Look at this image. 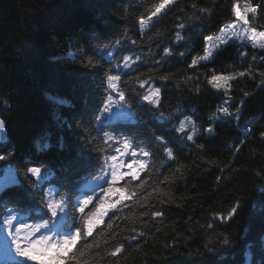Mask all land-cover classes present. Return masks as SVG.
Masks as SVG:
<instances>
[{
    "label": "trees",
    "instance_id": "1",
    "mask_svg": "<svg viewBox=\"0 0 264 264\" xmlns=\"http://www.w3.org/2000/svg\"><path fill=\"white\" fill-rule=\"evenodd\" d=\"M252 2L260 5L253 25L264 30V0ZM151 3L152 0H144L143 5L138 0H0V95L12 105L7 109L0 106V119L7 124L4 146L16 153L12 161L0 162V170L5 163L14 164L23 179L25 166L44 165L52 174L50 186L70 193L75 202L98 172L88 166H69L82 149L87 151L85 137L91 133L99 139L104 132L144 137L146 126L163 135L176 155V160H165L162 151L150 145L156 165L153 180L169 179L168 184L159 186L174 197V202L160 205L155 193L140 202L149 206L155 203L164 210L163 218L141 216L146 208L140 204L124 208L121 221H117L120 228L114 230L119 235L103 246L125 243L127 254L117 264H246L249 257L251 264H264V77L259 75L264 72V50L232 42L212 60L189 68L193 57L204 54V38L218 34L234 19L233 0H178L174 10L141 37L136 17ZM193 3L197 9H210L212 15L192 9ZM117 16L123 19L117 20ZM181 22L186 25L184 29L177 28ZM125 30L127 39L122 41V47L111 49V55L117 60L127 55L141 56L142 63L134 65L139 68L135 75L140 79L152 77L155 86L161 88V110L173 118L160 120L156 110L139 99L132 89L139 93L144 89L129 78L131 70L113 69L122 73L121 84L144 124L117 123L112 128L94 130L89 121L102 99L103 73L113 61L101 53L103 67L90 71L80 67L72 56L85 49L100 58L96 55L98 46L120 38ZM177 31L184 40L177 42ZM133 39L137 41L135 45L130 43ZM166 47L172 48L174 55L166 57L160 67L154 61L160 59ZM179 52L185 55L181 57ZM241 52L248 55L242 56ZM249 66L253 69L251 76L231 82V100L226 105L235 112L233 105L243 101L240 119L224 117L222 113L220 119H211L218 106L229 99L207 82L211 74L238 73ZM153 68L158 70L150 71ZM164 74H170L167 81L159 79ZM244 92L250 95L244 97ZM184 115L191 116L200 129L195 143L185 141L175 131L177 117L182 119ZM209 126L214 127L213 134L204 131ZM235 147L239 152L234 151ZM181 166L177 173L176 168ZM1 175L2 172L3 180ZM0 196L8 207H25L29 215L36 216L33 202L17 186L9 185ZM237 200L241 207L231 221L213 220L214 213L226 212ZM4 212L0 204V219ZM124 216L128 219L124 220ZM32 222L35 220L30 219ZM210 222L214 229L207 227ZM132 227L146 235L126 241L125 237L134 233L121 229ZM221 236L228 238L230 246L222 245ZM102 254L105 258L99 259V264H112L113 258Z\"/></svg>",
    "mask_w": 264,
    "mask_h": 264
},
{
    "label": "snow or ice",
    "instance_id": "2",
    "mask_svg": "<svg viewBox=\"0 0 264 264\" xmlns=\"http://www.w3.org/2000/svg\"><path fill=\"white\" fill-rule=\"evenodd\" d=\"M138 3L143 5L144 0H138ZM177 3L178 0H152V3L146 6L145 12L136 17L137 30L141 37L161 23L164 17L174 10L173 6ZM191 7L201 14H207L209 17L212 15L210 9H197L195 3ZM259 7L260 5H254L252 0H233L231 13L234 19L221 27L218 34L207 35L204 38V54L193 57L188 67L198 68L201 64L212 60L214 54L223 46L228 45L230 41L264 50V30H258L253 25ZM199 18L196 17V19ZM120 19L123 17L117 16V20ZM185 27L186 25L182 22L177 24L179 29ZM127 35V30H125L120 38L99 45L96 55L100 58L90 55L85 49H80L72 56L74 62H78L80 67L90 71L103 67L101 53L108 55L113 61L112 66L103 73L102 99L89 121L94 130L102 131L105 127L112 128L118 122L132 125L144 124L133 108L126 87L121 84L122 73H116L113 69L131 70L129 78L135 80L138 88L144 89L143 93H139L135 88L132 91L139 96L141 101L156 110V116L160 120L168 121L173 118L161 110V88L155 86L152 77L140 79L139 75H135L139 72V68L134 65L142 63L141 56L127 55L117 60L111 55V49L122 47V41L127 39ZM175 36L177 42L184 40L180 31H177ZM130 43L135 45L137 41L133 39ZM172 55H174L172 48L166 47L163 49V55L159 60L154 61V64L162 67L164 59ZM178 55L183 57L185 52H179ZM241 55L247 56L248 53L241 52ZM157 70V68L150 69V71ZM252 73L253 69L249 66L246 71L238 73L213 72L211 74L207 82L214 89L222 91L229 97L223 105L218 106L217 113L213 114L211 119H220L221 113L224 117L240 119L243 101L239 106L233 105L235 112L226 106L231 100V82L245 75L251 76ZM169 75H161L159 79L167 81ZM259 75L264 77V72H260ZM126 84L127 80H125ZM261 85H264V80H261ZM249 95L248 92L243 93L244 97ZM0 106L7 109L12 105L8 99L0 95ZM177 119L179 122L175 126V131L181 134L185 141L195 143L194 137L200 131L196 121L187 115H184L182 119L179 117ZM144 131L146 133L144 137L123 132L118 135L113 132H104L99 139L91 133L85 137L87 151L82 149L79 156L69 162V166H88L98 170L94 179L100 182L97 184L99 191L97 192L94 188L90 192H82L76 197L75 202L70 193L50 186L51 175L44 165L33 163L25 166L22 173L23 179H21L20 170L15 168L14 164L5 163L2 170L4 183L0 184V192H3L9 185L22 189L26 198L33 202L32 211L36 213V216L29 215L25 207H8L3 197L0 196V204H3L5 209L0 219V264H99V259L105 258L102 253L113 258L112 264H117V261L127 254L125 243L116 242L111 247L103 246L109 245L110 240L119 235V232L114 230L120 228L117 221H121L124 208L131 209L141 201H147L154 193L160 205H165L170 201L174 202V197L159 186L168 184L169 179L165 177L162 180L159 178L153 180V169L156 165L154 151L150 145L160 149L165 160H176L173 147L163 135H158L146 126ZM204 131L213 134L215 129L209 126ZM6 133V120L0 119V162L12 161L16 155L13 149L4 146ZM261 135L264 136V133ZM43 147L46 148L47 144ZM199 147L203 146L199 145ZM239 150V147L234 149L236 152ZM182 167H177L175 171L180 173ZM220 180L221 177H218L217 183ZM150 181H153V184H150ZM128 201H132V204ZM140 206L146 208V211L140 214L141 216L150 215L152 218H163L165 215L164 210L157 208L155 203L150 206L148 204H140ZM240 207L241 203L237 200L226 212L214 213L213 220L231 221L237 216ZM30 219H34L35 222L29 223ZM123 219L127 220L128 216H124ZM207 227L214 229L215 225L210 222ZM121 230L134 233V235L125 237V240L129 242L146 235L145 231H137L135 227ZM221 243L224 246H230L227 237L221 236ZM136 247L139 249L140 245L137 244Z\"/></svg>",
    "mask_w": 264,
    "mask_h": 264
},
{
    "label": "rangeland",
    "instance_id": "3",
    "mask_svg": "<svg viewBox=\"0 0 264 264\" xmlns=\"http://www.w3.org/2000/svg\"><path fill=\"white\" fill-rule=\"evenodd\" d=\"M233 41H230L229 43H232ZM235 43H239V42H235ZM226 46V45H225ZM224 47V46H223ZM222 47V48H223ZM219 51V50H218ZM215 55V54H214ZM214 57V56H213ZM1 177H2V175H1ZM3 178V177H2ZM4 183V179L3 180H1L0 179V184H3ZM98 183H100V182H97L96 180L92 183V185L91 186H93V187H97V184ZM246 264H251V258L249 257L248 258V261L246 262Z\"/></svg>",
    "mask_w": 264,
    "mask_h": 264
},
{
    "label": "bare ground",
    "instance_id": "4",
    "mask_svg": "<svg viewBox=\"0 0 264 264\" xmlns=\"http://www.w3.org/2000/svg\"><path fill=\"white\" fill-rule=\"evenodd\" d=\"M96 189H98V188H96Z\"/></svg>",
    "mask_w": 264,
    "mask_h": 264
}]
</instances>
